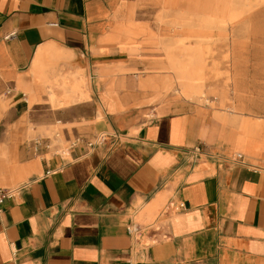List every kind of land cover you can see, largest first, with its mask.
Wrapping results in <instances>:
<instances>
[{
	"label": "crops",
	"instance_id": "obj_1",
	"mask_svg": "<svg viewBox=\"0 0 264 264\" xmlns=\"http://www.w3.org/2000/svg\"><path fill=\"white\" fill-rule=\"evenodd\" d=\"M137 2L0 0V188L19 189L0 264H264V118L171 91L201 60L167 61ZM57 129L120 138L60 156ZM198 145L215 156L194 160ZM235 149L246 166L217 157ZM157 222L155 243L127 229Z\"/></svg>",
	"mask_w": 264,
	"mask_h": 264
},
{
	"label": "rangeland",
	"instance_id": "obj_2",
	"mask_svg": "<svg viewBox=\"0 0 264 264\" xmlns=\"http://www.w3.org/2000/svg\"><path fill=\"white\" fill-rule=\"evenodd\" d=\"M137 3L138 11L154 18L151 24L160 29L167 61L171 53L190 68L193 56L201 60L191 78L183 76L187 83L178 88L171 86V91L203 103L212 95H223L225 104L235 102L232 99L235 97L243 104L237 111L264 118V0H138ZM149 56L157 57V49ZM259 58L262 63L257 64ZM211 75L216 79L227 78L229 85L223 90L221 86H208L205 83ZM56 132L60 133L61 144L67 146L61 130Z\"/></svg>",
	"mask_w": 264,
	"mask_h": 264
},
{
	"label": "built area",
	"instance_id": "obj_3",
	"mask_svg": "<svg viewBox=\"0 0 264 264\" xmlns=\"http://www.w3.org/2000/svg\"><path fill=\"white\" fill-rule=\"evenodd\" d=\"M14 34H10L8 37L12 36ZM11 92V89L8 90V93ZM120 136L117 133H107V132H102L97 134L95 137L89 140H85L82 137H76L75 139L66 142V145H62L60 142V133L56 132L53 137V141L49 142L47 144L48 148H54V153L56 155L60 156H68L70 154V150L74 147H76L79 143L85 142L87 145V148L90 150H93L95 147L101 145V144H106V143H111L112 145L115 144L119 140ZM50 140V139H49ZM37 144H40V142H37ZM188 154L194 158V160H200L201 158L204 157H214L215 155L212 154L207 150V146L205 145H198L194 147L193 149L188 151ZM217 157L223 159L224 161L229 162L230 167L234 166H246L247 161L245 159V155L243 152L238 151V150H230L227 151L226 154L219 155L217 154ZM50 171H48L49 173ZM18 188H0V206H2L7 200L13 198L16 196L18 193ZM183 207L184 204H181ZM168 213V210H164L162 215H165ZM128 232L131 235L135 236H142L144 233H149L150 238L149 241L151 243H155L158 238H157V232H162L163 231V224L162 222H157L154 223L148 227H141L136 223H130L128 225ZM163 239L168 238L166 233L162 234Z\"/></svg>",
	"mask_w": 264,
	"mask_h": 264
},
{
	"label": "bare ground",
	"instance_id": "obj_4",
	"mask_svg": "<svg viewBox=\"0 0 264 264\" xmlns=\"http://www.w3.org/2000/svg\"><path fill=\"white\" fill-rule=\"evenodd\" d=\"M246 139V138H245Z\"/></svg>",
	"mask_w": 264,
	"mask_h": 264
}]
</instances>
